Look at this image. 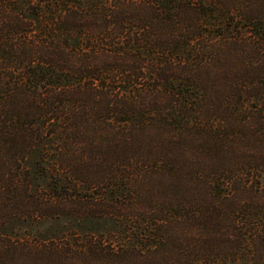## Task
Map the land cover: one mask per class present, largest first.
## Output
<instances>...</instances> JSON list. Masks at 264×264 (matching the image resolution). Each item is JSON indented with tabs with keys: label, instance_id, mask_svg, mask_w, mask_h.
I'll use <instances>...</instances> for the list:
<instances>
[{
	"label": "trees",
	"instance_id": "trees-1",
	"mask_svg": "<svg viewBox=\"0 0 264 264\" xmlns=\"http://www.w3.org/2000/svg\"><path fill=\"white\" fill-rule=\"evenodd\" d=\"M0 264H264V0H0Z\"/></svg>",
	"mask_w": 264,
	"mask_h": 264
}]
</instances>
